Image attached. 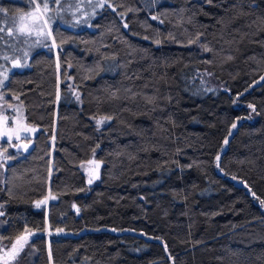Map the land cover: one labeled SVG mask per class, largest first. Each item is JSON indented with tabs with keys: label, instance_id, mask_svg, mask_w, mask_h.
<instances>
[{
	"label": "trees",
	"instance_id": "trees-1",
	"mask_svg": "<svg viewBox=\"0 0 264 264\" xmlns=\"http://www.w3.org/2000/svg\"><path fill=\"white\" fill-rule=\"evenodd\" d=\"M0 71L38 127L1 142L18 262L264 264V0H0Z\"/></svg>",
	"mask_w": 264,
	"mask_h": 264
},
{
	"label": "rangeland",
	"instance_id": "rangeland-1",
	"mask_svg": "<svg viewBox=\"0 0 264 264\" xmlns=\"http://www.w3.org/2000/svg\"><path fill=\"white\" fill-rule=\"evenodd\" d=\"M99 4L100 3L96 4V7H99ZM80 8H82V5L78 9ZM41 15L43 17V21L47 32H50L49 26L42 12ZM37 21L39 20L36 16H28L25 17L23 21V25L27 29L36 28ZM47 49L48 51L53 52L56 55L57 45L55 44L52 38H51V43L49 47H47ZM6 76H7L6 72L0 71V81L4 82ZM199 76L201 77L203 83L208 84V86L210 87L220 86L218 81L207 70L202 71L199 74ZM2 85L3 83L0 84V133H4V135H0V186H2L3 184L5 165L7 162L11 160V158H9L8 156L10 150L8 148H2L1 142L5 140L9 141L8 135L10 134L11 141H13V145H15V146L13 145L11 146L18 153H23L27 149H29L31 145V142L29 140L28 141L25 140L24 138L33 136L38 130L37 126L26 122L24 116V108L21 101L19 100V97L14 95L11 96V100H8L7 94L2 89ZM24 145H27V148H24L23 147ZM101 166H102V162L97 159L95 154L91 155L88 160L80 164V167L85 173L86 181L88 182V185L94 184L99 179ZM89 180H91L92 182L89 183ZM2 220H3V210L0 204V227ZM46 234L48 235L47 227H46ZM22 236L27 238V242L29 241L30 238L27 235H20L16 237L13 241L9 243H5L0 235V264H25L23 261L18 262V258L22 252V249H20L18 252L13 249V244H16L18 238ZM17 248H19V245H17Z\"/></svg>",
	"mask_w": 264,
	"mask_h": 264
},
{
	"label": "snow or ice",
	"instance_id": "snow-or-ice-1",
	"mask_svg": "<svg viewBox=\"0 0 264 264\" xmlns=\"http://www.w3.org/2000/svg\"><path fill=\"white\" fill-rule=\"evenodd\" d=\"M59 2H60V0H56V3L57 4H59ZM101 7H103V5H100ZM43 7H44V9H45V11H47L48 10V4L47 3H44V5H43ZM37 8H39V5H37ZM26 15H32L31 13H29V14H26ZM25 19V17H21V20L23 21ZM126 26V25H125ZM21 31L23 32V28L21 29ZM17 66H22V65H17ZM3 82L2 81H0V84H2ZM97 123L99 124V123H101V121H97ZM234 127H236V125L235 124H233V128ZM27 130V129H26ZM10 131V130H9ZM0 135H4V133H0ZM17 138H19V137H17ZM8 139H9V142L11 141V135L9 134L8 135ZM13 146H15V145H13ZM24 148H27V145H24L23 146ZM6 151V150H5ZM10 158V157H9ZM92 181L91 180H89V183H91ZM41 203H43V201H41V202H37V207H39L40 206V204ZM262 203H264V202H262ZM27 242V238L26 237H20V238H18V240H17V243L16 244H13V249L14 250H16L17 252L20 250V249H23V247H24V244ZM17 245H19V248H17Z\"/></svg>",
	"mask_w": 264,
	"mask_h": 264
}]
</instances>
